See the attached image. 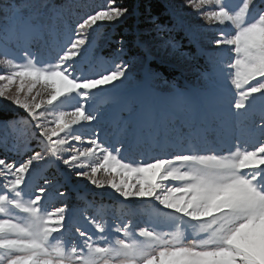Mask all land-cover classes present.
<instances>
[{"label":"snow or ice","instance_id":"6c2138e0","mask_svg":"<svg viewBox=\"0 0 264 264\" xmlns=\"http://www.w3.org/2000/svg\"><path fill=\"white\" fill-rule=\"evenodd\" d=\"M77 7L0 0V100L20 113L0 128L19 129L10 151L26 150L0 156V264H264V0H183L206 31L150 16L161 46L198 65V87L166 94L139 34V79L124 39L112 58L97 53L100 28L125 22L127 6L106 0L74 19ZM90 58L103 71L89 74ZM74 181L118 212L69 209Z\"/></svg>","mask_w":264,"mask_h":264},{"label":"rangeland","instance_id":"374dc122","mask_svg":"<svg viewBox=\"0 0 264 264\" xmlns=\"http://www.w3.org/2000/svg\"><path fill=\"white\" fill-rule=\"evenodd\" d=\"M75 2L79 5V7L75 8L73 10V18H77L78 16L84 15L86 13L91 12L96 7L102 6L106 3V0H75ZM119 3L123 4L121 0H118ZM167 7V12L169 15L174 19L175 23H179L180 19L183 20V22L187 25H191L193 27L202 26L203 29L206 31L208 28L213 27V25H208L202 20H198L195 15L193 14L191 9L182 8L181 5L183 3V0H165ZM131 11V10H130ZM135 14V13H134ZM134 14L130 15L129 18L123 22V23H114V24H108L105 23L101 28L98 36L96 37V45H97V53L104 59H110V57H106L103 55V51L105 48L110 45L109 43H115L117 44V41L120 39L116 38L115 31L117 28L124 27L126 23H133V16ZM123 33H128L129 36L127 39H124L127 42L128 52L127 55L124 57V59H132L133 60V68L130 69L131 71H134L136 79H139L142 72V62L144 60L145 54L135 46V41L138 38L140 39V33L139 31L134 28L132 31L127 30ZM175 33L178 35H182L185 37V33L180 28H177ZM174 34V33H173ZM211 35V33H208ZM122 36V35H121ZM145 37V36H144ZM186 38V37H185ZM179 38L178 41H180L183 45H186L185 51H188V45H187V38L182 40ZM146 41V40H144ZM149 43V45L152 47V59H151V66L156 67V65H159L161 67L165 66L166 71L174 72V77H169V80L167 84L161 83L158 87V91L161 94H166L170 91L172 87H178V88H196L199 86V71H198V65L195 62L191 61H184L182 60L179 55L176 56V52H173V50L170 47H162L161 41H146ZM154 43L155 46L153 45ZM114 45H112L113 47ZM119 46V45H118ZM117 47V46H116ZM116 47L113 48V51H116ZM139 51V54L134 55L135 50ZM194 51V49H191ZM9 52L14 53L15 49H13L11 46H9ZM110 53L109 50L106 51V53ZM112 52V53H114ZM114 55V54H113ZM199 64H203V60L199 61ZM170 65H175V69H170ZM86 70L91 73H98L100 71H103V67L96 62L93 59H89L88 64L84 66ZM166 78L168 75L163 74ZM0 111H12L15 113L16 116H19L20 113L16 111L13 107L8 105L6 102L0 100ZM7 135L6 137H10L12 140L14 137H19L22 133L19 129L15 131H8L3 128H0V136ZM10 134V136H9ZM4 139V138H2ZM10 146L8 148H5L4 152H1L2 156L7 155L9 158H15L17 161L21 160L22 158H25L26 156V150L21 149L19 154L13 153L10 151ZM40 174L49 176L54 180V182L59 185L63 182V176L61 174V171L58 170L55 167H47L42 168ZM67 192V200L64 201V203L67 204L69 209H74L76 212H80L81 210L87 211L89 214H94L96 207L100 204H103L105 210L109 215H112L114 213L118 212V209L113 207L115 203V199L110 196H104V197H93L90 195V192L93 191L91 186L87 185L84 181H74L71 185H65L64 189ZM98 191V190H97ZM53 206H63L62 202L59 198H55L53 200ZM76 223H78L81 227L91 230V225L87 223L82 217H77Z\"/></svg>","mask_w":264,"mask_h":264},{"label":"trees","instance_id":"16d2710c","mask_svg":"<svg viewBox=\"0 0 264 264\" xmlns=\"http://www.w3.org/2000/svg\"><path fill=\"white\" fill-rule=\"evenodd\" d=\"M123 2L124 6H127L132 13L134 14L133 16H135L133 18V23H126L124 27L121 28H117L115 31V35L116 38L118 39H127L129 34L128 33H123L124 31L130 30L132 31L134 28H136L139 33H140V39L141 40H146V41H161L160 39H157L156 37V33L154 31H152L153 25H151L149 23V17L150 16H155L157 17V22L168 27L171 28L173 26V24H176L174 19L169 15V13L167 12V7H166V3L164 2L165 0H121ZM151 10L150 12L148 10ZM174 33V34H173ZM122 35V36H121ZM171 35L173 37H175V39L178 41L179 38L184 40L186 39L185 37H183L182 35H178L177 33L172 32ZM145 36V37H144ZM162 38L166 39L167 38V34L162 33L161 34ZM181 40V41H182ZM110 45H108L107 48H105V50L103 51V55L106 57H113L114 55V51L113 48L116 47L118 48V44H113V43H109ZM156 43H154L153 45L155 46ZM112 45H114L112 47ZM186 45H184V50L186 49ZM109 50L110 53H106V51ZM114 52V53H112ZM136 53H134V55L139 54V51H137V49L134 51ZM179 54L176 53V56H178ZM155 68H158L159 70H161L163 72V74H167L168 76L166 77V80H169V77H174V72L166 71V67L163 66H159L156 65ZM15 113L12 111L6 112V111H0V120H4V119H8L11 117H15ZM7 135L4 134V136H0V140H2V138H5ZM10 136V134H9ZM7 138V137H6ZM11 138L8 137V144L9 146H11V142L12 140H10ZM10 149V148H9ZM5 147L0 146V156L1 152H4Z\"/></svg>","mask_w":264,"mask_h":264}]
</instances>
